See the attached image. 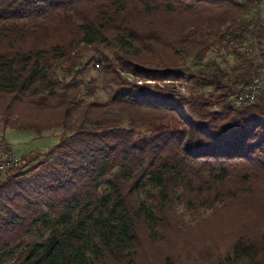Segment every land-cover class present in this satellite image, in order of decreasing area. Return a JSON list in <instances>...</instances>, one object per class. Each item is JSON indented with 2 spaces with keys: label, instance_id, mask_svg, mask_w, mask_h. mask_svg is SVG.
I'll list each match as a JSON object with an SVG mask.
<instances>
[{
  "label": "trees",
  "instance_id": "trees-1",
  "mask_svg": "<svg viewBox=\"0 0 264 264\" xmlns=\"http://www.w3.org/2000/svg\"><path fill=\"white\" fill-rule=\"evenodd\" d=\"M254 3L0 0V96L47 114L22 129L64 130L57 154L27 157L0 183V264L123 261L144 234L181 227L177 201L193 215L256 201L248 229L261 232L231 253L264 264V100L234 101L264 77V26L238 22ZM213 36L221 63L181 67ZM93 67L113 87L107 101H85Z\"/></svg>",
  "mask_w": 264,
  "mask_h": 264
},
{
  "label": "rangeland",
  "instance_id": "rangeland-1",
  "mask_svg": "<svg viewBox=\"0 0 264 264\" xmlns=\"http://www.w3.org/2000/svg\"><path fill=\"white\" fill-rule=\"evenodd\" d=\"M254 4L256 6L252 8V12L244 15L242 20L239 19L238 22L243 23L258 17L261 25L264 26V0H256ZM194 19L191 20L194 21ZM185 21L189 22L190 18ZM188 25L190 24L187 23L186 26ZM206 44L208 51H206L202 61L196 57L197 51L195 50L181 60V67L195 71L201 63L203 65L212 61L217 64L221 63V56H226L227 53L221 48L217 37L208 38ZM252 49L254 51L253 47H251V51ZM259 54L258 52L256 55L253 54L249 57L255 59ZM229 61L233 65L236 64L232 56L229 57ZM258 61L264 60L258 59ZM226 66L223 64V67ZM97 67H93L84 76L86 81L96 86L95 96L86 97V102H104L111 97L109 87L112 89L113 87L106 80L105 74ZM260 78L264 81V77ZM185 87V85H182L180 89L184 94H188ZM10 105L11 102L0 96V145H3L0 146V153L3 151L12 157L18 158L20 164L24 163L23 161L29 156L39 157L38 160H40L57 154L56 147L63 138L64 130L55 128L41 133L26 131L21 127L22 124H27L24 121L26 118L32 120L36 117L44 120L47 114L32 111L25 107H14L12 110H8ZM67 134V136H71V133ZM14 167L10 170L13 171ZM18 167H15V169ZM28 168L26 167L23 171ZM7 179L8 176L4 177L0 183H5ZM256 204L258 205L256 201H253L240 207L241 209L229 210L228 212L223 210L213 213V209L204 208L200 211V214L193 215L183 203L177 201L175 210L180 217V228H176L175 231H165L163 236L160 237H151L144 234L140 242L141 246L134 257L123 261H109L108 264H234L231 251L238 239L242 235L253 237L254 234L257 236L261 232L251 228L253 232L249 233L248 229L250 226L254 227V224L250 225L252 223L248 220L253 216L254 211L248 209L256 208Z\"/></svg>",
  "mask_w": 264,
  "mask_h": 264
},
{
  "label": "built area",
  "instance_id": "built-area-1",
  "mask_svg": "<svg viewBox=\"0 0 264 264\" xmlns=\"http://www.w3.org/2000/svg\"><path fill=\"white\" fill-rule=\"evenodd\" d=\"M259 100H264V81L260 77L253 78L248 84L241 85L234 97L235 103L239 105L255 103ZM13 166H20V160L2 151L0 153V182L1 179L9 175L10 168Z\"/></svg>",
  "mask_w": 264,
  "mask_h": 264
},
{
  "label": "bare ground",
  "instance_id": "bare-ground-1",
  "mask_svg": "<svg viewBox=\"0 0 264 264\" xmlns=\"http://www.w3.org/2000/svg\"><path fill=\"white\" fill-rule=\"evenodd\" d=\"M13 167H14V166H13ZM13 167H12V168H13ZM15 167H17V166H15ZM15 167H14V169H15ZM12 168H10V169H12ZM14 169H13V170H14ZM10 171H11V170H10Z\"/></svg>",
  "mask_w": 264,
  "mask_h": 264
}]
</instances>
